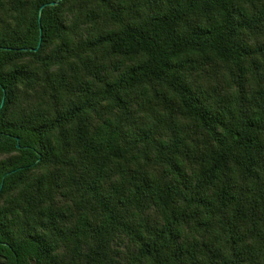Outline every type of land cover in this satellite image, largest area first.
Here are the masks:
<instances>
[{"label":"trees","instance_id":"trees-1","mask_svg":"<svg viewBox=\"0 0 264 264\" xmlns=\"http://www.w3.org/2000/svg\"><path fill=\"white\" fill-rule=\"evenodd\" d=\"M57 1L0 0V264H264V0Z\"/></svg>","mask_w":264,"mask_h":264},{"label":"water","instance_id":"water-1","mask_svg":"<svg viewBox=\"0 0 264 264\" xmlns=\"http://www.w3.org/2000/svg\"><path fill=\"white\" fill-rule=\"evenodd\" d=\"M61 0H58L57 2H52V3H50L49 5L50 6H54V5H56L58 2H60ZM44 7V6H43ZM43 7L41 8V9H43ZM40 17H41V10H40V12H39V20H40ZM2 104H3V101H2ZM2 104H1V106L0 107H2Z\"/></svg>","mask_w":264,"mask_h":264}]
</instances>
